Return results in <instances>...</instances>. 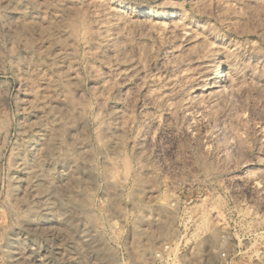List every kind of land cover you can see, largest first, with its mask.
<instances>
[{"label": "rangeland", "instance_id": "1", "mask_svg": "<svg viewBox=\"0 0 264 264\" xmlns=\"http://www.w3.org/2000/svg\"><path fill=\"white\" fill-rule=\"evenodd\" d=\"M12 1L0 264H264V0Z\"/></svg>", "mask_w": 264, "mask_h": 264}, {"label": "bare ground", "instance_id": "2", "mask_svg": "<svg viewBox=\"0 0 264 264\" xmlns=\"http://www.w3.org/2000/svg\"><path fill=\"white\" fill-rule=\"evenodd\" d=\"M10 1H11V0H10ZM21 1H22V0H21ZM52 2H53V1H52ZM12 3L15 4V3H16L15 0H13ZM17 3H19V2H17ZM45 3H49V1H45ZM62 3H63V2H62ZM26 4H27V3H26ZM49 4H50V3H49ZM49 4H48V5H49ZM54 4H55V3H54ZM54 4H53V5H54ZM68 4H69V3H68ZM19 5H20V4H19ZM21 5H22V4H21ZM27 5H28V4H27ZM27 5H26V6H27ZM29 5H30V4H29ZM51 5H52V4H51ZM60 5H61V4H60ZM69 5H70V4H69ZM23 6H25V5H23ZM14 7H15V6H14ZM56 7H57V6H56ZM16 8H18V7H16ZM19 9H21V8H19ZM63 9H64V8H63ZM21 10H22V9H21ZM46 10H47V9H46ZM215 71H216V70H215ZM215 71H214V75H215ZM216 73H217V72H216ZM217 76H218V74H217ZM217 76H216V77H217ZM219 76H220V75H219ZM220 78L223 79V77H221V76H220ZM224 81H225V80H224ZM219 83H220V82H219ZM225 84H226V83H225Z\"/></svg>", "mask_w": 264, "mask_h": 264}]
</instances>
